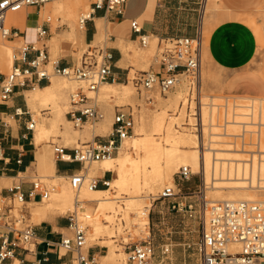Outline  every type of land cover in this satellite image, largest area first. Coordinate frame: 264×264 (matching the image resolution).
Wrapping results in <instances>:
<instances>
[{
	"label": "crops",
	"instance_id": "obj_1",
	"mask_svg": "<svg viewBox=\"0 0 264 264\" xmlns=\"http://www.w3.org/2000/svg\"><path fill=\"white\" fill-rule=\"evenodd\" d=\"M213 1L215 2L212 3ZM263 3L264 0H128L123 14L105 13L104 10L96 11L93 18L87 22L85 30L82 29L84 33L82 40L86 46L88 44L105 46L113 56L111 76L108 82L100 87L98 93L100 91L104 94L113 93L122 98L129 96L131 92L129 84L133 73L136 70L148 69L151 65L147 66L146 59L143 57L150 45L147 48L141 46L138 34L131 27L133 20H138L142 33L147 35L152 43L177 36L195 37L200 32L204 34V26L207 22L206 16H202L201 8L206 14L208 7H212L210 12L214 16L216 25L208 35V45L206 47L204 45L206 63H203L205 70L202 69L203 92L207 93L211 86L213 77L210 67L213 66L220 74L219 80L213 82L215 85L217 83L218 89L226 97L264 99V77L256 74L255 70L250 67L258 51V38L254 29L240 18V13L251 12L254 10L253 8L259 7ZM194 5H201L198 15L194 13L196 10ZM54 11L55 6L52 8L42 6L38 8V17L34 20L30 16V7L19 11L15 16L9 14L8 26L13 32L15 28L19 31L16 36L6 40L22 43V45L35 43L40 47L42 42H37L34 29L37 25L44 23L51 30V35L45 41L51 60L53 47L57 56L56 60L62 67L76 65L80 59H78V52L74 50L69 39L78 38V36L72 35L71 24H68L69 30L53 32V24L46 18L52 19V15L49 13L54 15ZM247 21L255 24L253 20ZM29 33L32 36L30 40L28 39ZM258 34L262 40L261 30H258ZM5 46V44L0 45V61ZM18 53L19 49L16 54H13L12 65L6 62L0 64V86L8 75L7 66L12 69L15 66L26 67L23 63L15 60ZM35 55V53L29 54L28 60H32ZM203 72H205V76ZM71 87V84L62 83L57 75L51 76L50 79L39 80L34 74L27 81L26 86L21 84L15 86L8 101L0 99V205L4 198L12 196L11 189L19 184L28 200L30 220L40 219V222L35 224L36 237L34 240L29 244L12 247L13 255L5 260L4 264H76L75 254L65 252L59 246L63 239L74 236L69 214H62L69 211L71 207L63 210L54 202L55 200H52L45 205L47 211L42 212L40 210L43 207L37 205L44 201L40 199L39 195L30 194L33 188L32 183L35 179L40 178L38 176L39 168L46 169L58 179L81 170L79 163L64 162L56 158L55 143L66 146L71 151L77 147L75 143L78 145L95 142L106 143L110 139V134L106 135V133L113 125L115 108L113 109L109 105H101L105 118L93 125L95 131L93 128L89 131L85 128L86 125L80 131L71 128L70 116L63 110L71 93ZM154 95L158 104L160 103L157 111H161L165 105L169 104L172 97L177 95V92L170 94L169 98L160 97L158 91H155ZM51 101L58 104L56 113L52 111L51 105L42 107L40 103ZM38 111L41 113L40 117L37 116ZM145 111H147V107L144 105V108L139 110V120ZM138 117L139 115L135 118V125ZM31 120L36 122L34 130L28 128ZM51 131L60 133L56 136L58 143L52 140L44 141ZM134 135L135 130L131 137ZM51 147H53V159L51 158ZM195 151L196 157H187V159L183 157L174 165L181 163V166L191 165L194 169L200 168L199 154L197 150ZM187 160H190L191 164H186ZM75 164H78L79 167H74ZM171 168L166 172L170 173ZM110 173L112 172L102 169L101 161L97 165H87L83 170L86 183L94 177L106 176L109 178ZM110 188L95 190L104 191ZM52 208L58 209L60 213H51ZM114 237L110 236V238ZM167 246L169 244L162 245L163 248ZM104 247L100 244L90 245L84 247L82 252L90 258L94 257L97 264H100L101 261L115 264L112 259L108 258L112 253L111 248L106 254ZM154 248L156 255L155 245ZM114 251L118 253V251ZM170 252H173V248ZM162 253L164 254V250ZM155 255L151 259L152 263L149 264L155 262H153V259L157 258ZM120 258L118 263H120ZM157 264L174 263L173 260L164 263V259H162ZM184 264L187 263L184 262Z\"/></svg>",
	"mask_w": 264,
	"mask_h": 264
},
{
	"label": "built area",
	"instance_id": "obj_2",
	"mask_svg": "<svg viewBox=\"0 0 264 264\" xmlns=\"http://www.w3.org/2000/svg\"><path fill=\"white\" fill-rule=\"evenodd\" d=\"M61 0H0V34L8 39L16 36L18 29L13 32L7 24L9 13L26 10L31 6L41 8L48 3H56ZM86 1V0H81ZM90 5L87 11L79 17V26L85 30L86 24L98 10L105 13L123 14L128 0H89ZM51 21V18H47ZM131 27L138 34V39L143 48L150 45V39L142 33L138 20L131 22ZM37 42H42L39 47L35 43H26L19 48L15 60L23 63L26 67H13L1 82L0 99L8 101L17 84L26 86L32 75L39 80L50 79L57 75L68 80L80 83V87L70 93L71 109L68 111L71 122L77 128H84L90 122L97 124L105 118L95 96L90 93H98L100 87L107 83L112 73L113 56L105 46L88 44L80 61L76 65L62 67L58 60H51L50 53L45 41L51 35L50 27L44 23L34 29ZM204 51V36L200 32L195 37L177 36L158 41V48L153 63L145 70H136L133 73L131 82L135 88L142 92L146 91V101L152 104L155 102L154 92L166 96L175 93L179 86L185 84L187 89L186 113L189 118L180 128H191L199 139L205 140V124L203 120L202 93V65ZM31 53L36 55L28 60ZM186 81L187 83H185ZM233 98V97H230ZM251 102V101H249ZM224 104L231 102H223ZM248 103V102H246ZM239 104V103H235ZM184 106V103H182ZM182 106V108H183ZM116 108H118L116 106ZM223 111V110H222ZM223 113V112H221ZM193 122H190V120ZM264 119L261 111L250 113L239 123L240 129L230 135V139L240 148L245 149V165L251 168L254 164L259 167L256 170L257 176L264 178V160L259 156L261 128ZM263 123V122H262ZM36 122L31 120L28 126L30 130L35 129ZM260 125V126H259ZM135 116L131 110H115L113 118L112 133L106 143H87L83 147H76L69 150L66 146L54 144V154L58 160L79 163L81 170L67 176L66 181L70 184L75 194L74 210L68 211L71 227L74 230L73 238H65L61 241L60 247L65 252L75 254L76 264H97L94 257L90 258L82 252L87 246L88 226L79 220V213H85V201L80 198L81 190L85 185L86 178L83 170L88 164L100 162L118 151L122 142L134 134ZM188 126V127H187ZM202 166V164H201ZM200 166V167H201ZM196 173L202 174V169L195 172L191 165H182L177 171L180 180H189ZM109 179L94 177L88 183L90 189L109 188ZM31 195H39L42 201L49 200L51 195L57 191V186L37 178L32 183ZM204 187V184H202ZM264 189V187L262 188ZM12 196L2 200L0 205V264L13 255L12 247L20 244H29L36 237L35 224L30 220L28 212V200L17 184L12 189ZM199 194L202 199L199 203L201 209V238L197 244V253L200 264H264V201L249 200H209L201 189ZM185 194L173 187H166L160 198L171 200L169 207L172 210L193 211L194 203L181 200ZM88 217V215H87ZM89 218V217H88ZM127 264H149L155 255L154 245L151 243H140L128 245ZM170 250L169 246L164 249V254Z\"/></svg>",
	"mask_w": 264,
	"mask_h": 264
},
{
	"label": "rangeland",
	"instance_id": "obj_3",
	"mask_svg": "<svg viewBox=\"0 0 264 264\" xmlns=\"http://www.w3.org/2000/svg\"><path fill=\"white\" fill-rule=\"evenodd\" d=\"M79 4L78 7L74 6L72 7L76 12V14L71 17L70 12L68 14H65V18L57 19L52 13L49 15H52L51 22L53 24V32L55 31H65L69 30L68 24H71L72 27L75 25L77 30H82L79 26V17L80 15L87 11L90 5V1H81V0H75ZM69 2V0H62L60 2L56 3H49L43 5L44 7L52 8L53 6ZM213 1L212 3H214ZM71 4V2H69ZM201 5H194V11L195 14L198 15ZM253 8V7H252ZM213 8L208 7V11L205 14L204 10L201 8L202 16H206V24L204 26V45H208V35L210 34L211 29L216 25V21L214 20L213 14L210 12ZM254 10L251 12H242L240 13V18L248 23L255 31L257 38H258V51L256 54L255 59L252 61L250 67L255 70L256 74L259 76L264 77V3L256 8H253ZM19 12L11 13L10 15H17ZM30 16L31 19H36L38 17V7L37 6H31L30 7ZM47 19V18H46ZM66 19V20H65ZM253 20L255 24H251L247 20ZM9 24V23H8ZM80 28V29H79ZM258 30H261L263 34L262 40L259 37ZM32 36H30V33L28 34V39L30 40ZM72 43V46L74 47V50L78 52V59L81 58L84 50L87 48L85 42L81 38H73L69 39ZM7 45L9 47H12V54H16L17 50L22 46V43L18 42H9L5 38L2 37L0 34V45ZM53 46V45H52ZM158 48V41L152 43L150 42V47L146 51L148 54V58L146 61L147 66L152 64L154 57L156 55ZM52 60H56L57 56L53 51V47L51 49ZM204 56H205V50L203 54V63H204ZM203 71L205 70V65H202ZM12 68L7 66L6 72L9 74L11 73ZM210 73L213 77L211 86L208 88L207 94L214 96L216 99H218L219 102H226L230 101L231 103H244V101H253L252 98L248 97H235V98H228L223 94L219 89L218 85L215 80H219V72L213 67H210ZM58 79L68 85L71 84L72 87L71 92L77 90L80 87V83L74 81V80H68L63 77L58 76ZM214 81V82H213ZM187 83L186 81H184ZM131 92L129 96H126L125 98H122L118 95H115L113 93L110 94H104L102 91L100 93H90L89 95L95 96L97 99V102L101 105H109L111 108H115V110H131L134 113L135 118L139 115L138 119L136 120V125L138 124L140 114L139 110L142 108L147 107V110L149 111H155L158 110L159 104L157 101V98L155 97V102L150 104L146 101V91H138L132 82H130ZM180 87H183L185 89L184 91V98L180 102L179 106L177 108L170 107L167 111V120L172 121L173 123V135L175 137H178L182 133H192L191 128H180L178 129L175 125H181L183 122L187 121L189 118L188 113H186V106L184 107L182 103L187 102V89L186 85L183 84ZM177 92V91H176ZM175 92V93H176ZM172 94V93H170ZM170 94L164 96L159 93V96L162 98H169ZM70 96V95H69ZM158 96V97H159ZM159 100V99H158ZM264 102V101H263ZM42 107H48L49 105L52 106V111L56 113L58 109V104L56 102H40ZM116 106L118 108H116ZM183 106V108H182ZM71 109L70 104V98H67L66 106L63 107L64 112H68ZM143 111V110H142ZM223 112V113H221ZM221 116H225L226 110L221 111ZM37 116L40 117L41 113L38 111ZM190 122H193L191 119ZM87 129L89 131L92 130L93 125L88 122L85 124ZM135 125V126H136ZM71 128L73 130L80 131V128H77L74 126L73 123L70 124ZM64 127V126H62ZM188 127V126H187ZM95 128V127H94ZM93 128V130H94ZM95 131V130H94ZM219 131H222L220 128ZM112 133V127L107 131L106 135ZM60 134L59 132L51 131L44 141L52 140L53 142H57V135ZM194 134V133H193ZM195 135V134H194ZM158 140L163 144H167L166 136L161 135L157 136ZM101 139V138H100ZM99 140V139H97ZM103 140V139H101ZM228 141H231L230 139H227ZM74 143V142H72ZM87 144V143H86ZM86 144H80L78 145L75 143L77 147H83ZM234 144V143H233ZM123 145L119 146V148ZM119 150V149H118ZM198 150V149H197ZM118 152V151H117ZM115 152L112 154V156H115L117 154ZM130 155L134 158H146L147 153L142 148V146H132L130 147ZM53 147H51V158L53 159ZM246 157V156H245ZM100 162H94L88 165H97ZM155 162H152L149 165L148 168H143V172L141 174V183H133L132 180L129 181L128 184H118L114 186L110 190V197L113 199L108 204H99L96 197L94 196H87L84 195V188L82 189L80 198L85 201V213H79V220L83 222L84 225H87L89 228L87 230V246L100 244L102 246H105L106 254H108L110 248L112 250V253H116L114 250L118 251L120 253V263L117 264H127L128 260V245L133 244H140V243H151L156 246V257L153 259V264L159 263L162 259H164V263L170 262L173 260L174 264H184L186 262L187 264H199V255L197 253V244L200 241L201 238V209L199 208L200 200L203 198L201 194H199V191H203V175L201 173H196L194 176L191 177L189 180H180L177 176V170H179L181 163L178 165L172 166L170 173H165V176L162 179L158 178H149V181L146 182L147 178L146 175L149 173L148 171H151L153 169ZM74 167H79L78 164H75ZM39 177L44 179L46 182H49L51 184H54L57 186V191L54 192L51 195V198L53 195L59 191H62L63 186L65 185V180L63 178H56L54 175L47 172L46 169L39 168L38 169ZM153 175V174H151ZM109 178L111 179L113 177V174L110 173ZM134 177V176H132ZM91 180V179H90ZM90 180L86 183V186H88V183ZM221 184L223 185H234V183H237L236 180H220ZM219 182V183H220ZM173 187L177 191L181 189V192L185 194V198L181 199L178 198L176 200H183L189 204L190 202L194 203V209L193 211H187V209H184L182 211L172 210L170 205V201H174V199L171 200H164L160 198L159 196L163 192V190L166 187ZM71 187V186H70ZM72 196L73 199H75L74 191L72 190ZM205 191V189H204ZM206 195H208V199H217L218 197L216 194H219V192H212V191H206ZM223 198L225 200L231 199L232 194L230 192H223ZM236 194V193H235ZM240 199H245V195H242V193H238ZM257 200H264V191L257 193ZM133 197H136L137 200L144 206L141 205V207H138L136 205H132L130 202ZM44 201L43 203L37 205V206H45L49 204V201ZM72 199V200H73ZM89 199V200H88ZM74 201V200H73ZM73 204V203H72ZM136 207V208H135ZM143 207V208H142ZM74 210V205L71 206V209L69 211ZM51 213H60V211L56 208H52L50 210ZM145 212L146 215H148L149 218V224H145L143 227H140L138 224V218L140 216V213ZM67 212L62 214H67ZM88 215V217H87ZM32 222L34 224L40 222V219H32ZM135 223V224H134ZM137 227V228H135ZM110 236H115L114 238H110ZM169 244V248H173V252H169L166 254L162 253V250H164L166 247H162V245ZM116 253V254H118ZM117 259V258H116ZM114 263V261L112 260ZM149 263H152L151 260ZM100 264H112V263H105L103 261L100 262Z\"/></svg>",
	"mask_w": 264,
	"mask_h": 264
},
{
	"label": "bare ground",
	"instance_id": "obj_4",
	"mask_svg": "<svg viewBox=\"0 0 264 264\" xmlns=\"http://www.w3.org/2000/svg\"><path fill=\"white\" fill-rule=\"evenodd\" d=\"M69 2H71V4H69ZM69 2L56 5L54 16H63L65 18V14L70 12L71 17H73L77 11H75V9L72 10V7H78L80 3L75 0H69ZM72 35L78 36L81 39L84 38L83 31L81 29L77 30L75 25H73ZM143 57L147 60L149 57L147 52ZM204 59L205 64L206 55L204 56ZM5 62L11 65L13 62L12 47L7 45L4 47L1 54L0 64H5ZM203 75L205 76V72H203ZM184 91L185 89L180 87L177 91V95L172 97L169 104L165 105L161 111H145L141 119L138 121V124L134 126L135 135L132 137L130 136L123 141V145L117 155H111L101 161L102 169L113 173L112 180L108 181L111 188L109 187L110 189L104 191H97L95 189H90L89 185L88 187L84 185V195L96 197L99 204H108L113 200L110 197V190L120 183L126 185L130 180H132L133 183H141L142 169L148 168L149 170L148 164L155 162L153 169L148 171L149 173L146 175V182L149 181V178L162 179L165 176V173H169L166 172L167 169H170L183 157L184 159L192 156L196 157L195 150L198 149L199 164H202L200 169H202L204 178L203 188L207 192H219V194H216L218 198L212 199V201L225 200L222 193L227 191L233 193L231 199L228 200L264 201L257 200V193L264 191V189H262L264 187V178H259L256 174V170L259 168L257 163L254 164V170L252 173V167L249 169L244 162L245 149L240 148V145L235 144V141L230 139V135L240 129L239 123H241L248 114L261 111L264 117V99L248 97L252 98L253 101H248V103H246L247 101H244V103H241V100H243L241 99L239 104H224L219 102L214 96L203 92L202 100L204 104H206L203 108V120L206 128L205 140L202 142V140L193 133H182L178 137H175L173 135V123L172 121L167 120V111L170 107L177 108L179 106L184 98ZM186 103L185 99L184 107L186 106ZM222 110H226L225 116H221L220 112ZM262 122L259 124L264 125V119ZM220 128L222 131H219ZM161 135L166 136L167 147H165L164 143L162 144L158 140L157 136ZM260 136V152H264V128H261ZM227 139H230L231 141H228ZM132 146H142L147 153L146 158L132 157L129 152L130 147ZM259 156L264 160V154L261 153ZM186 164H191V161L187 160ZM193 170L197 172L199 171V168H193ZM61 178L67 183L63 186L62 191L53 195L49 202L55 200L54 202L58 206L63 208V210H67L72 206L73 196L70 184L66 181L67 178ZM233 179L237 182L234 183V185H223L220 182V180ZM238 193L245 195V199H240ZM206 197L208 198V195H206ZM130 202H132V205H136L138 209L142 205L136 197H133ZM40 211H47V207L43 206ZM147 223L148 215H146L145 212L140 213L138 218V224L140 227H143ZM120 257L121 255H117L116 253H111L108 256V258L112 259L115 264L118 263Z\"/></svg>",
	"mask_w": 264,
	"mask_h": 264
}]
</instances>
